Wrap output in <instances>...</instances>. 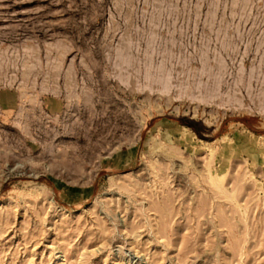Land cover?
Listing matches in <instances>:
<instances>
[{"label": "rangeland", "instance_id": "obj_1", "mask_svg": "<svg viewBox=\"0 0 264 264\" xmlns=\"http://www.w3.org/2000/svg\"><path fill=\"white\" fill-rule=\"evenodd\" d=\"M0 264H264V0H0Z\"/></svg>", "mask_w": 264, "mask_h": 264}, {"label": "bare ground", "instance_id": "obj_2", "mask_svg": "<svg viewBox=\"0 0 264 264\" xmlns=\"http://www.w3.org/2000/svg\"><path fill=\"white\" fill-rule=\"evenodd\" d=\"M209 166V165H208ZM209 169V168H208ZM210 177V176H209ZM212 178V177H211ZM216 178H219V177H216ZM223 178V177H222ZM210 179V178H209ZM216 180H218V179H216ZM210 181V180H209ZM219 182H220V180H219ZM212 185V184H211ZM218 187V186H217ZM216 189H218V188H216Z\"/></svg>", "mask_w": 264, "mask_h": 264}]
</instances>
